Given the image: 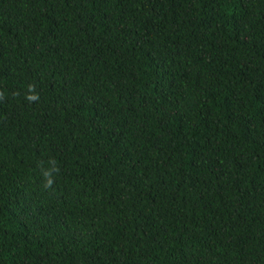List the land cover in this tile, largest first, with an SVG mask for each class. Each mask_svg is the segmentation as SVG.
Returning <instances> with one entry per match:
<instances>
[{
	"label": "trees",
	"instance_id": "1",
	"mask_svg": "<svg viewBox=\"0 0 264 264\" xmlns=\"http://www.w3.org/2000/svg\"><path fill=\"white\" fill-rule=\"evenodd\" d=\"M0 91V264H264V0H0Z\"/></svg>",
	"mask_w": 264,
	"mask_h": 264
},
{
	"label": "clouds",
	"instance_id": "2",
	"mask_svg": "<svg viewBox=\"0 0 264 264\" xmlns=\"http://www.w3.org/2000/svg\"><path fill=\"white\" fill-rule=\"evenodd\" d=\"M3 97H4V92L0 91V99H2ZM25 99L29 103L39 101L40 96H39V93H37L35 91V86L34 85H32V84L28 85V92H27V94L25 96ZM56 171H59V169L57 168ZM44 176H45V179H46V183H45L44 187L45 188H51L53 183H54L53 179L51 178V176H52L51 171L45 172Z\"/></svg>",
	"mask_w": 264,
	"mask_h": 264
}]
</instances>
